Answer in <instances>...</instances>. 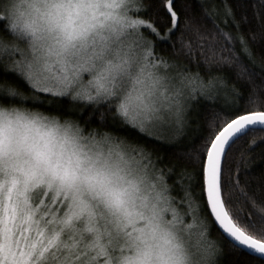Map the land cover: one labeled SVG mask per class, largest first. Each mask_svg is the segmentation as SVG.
<instances>
[{"label": "snow or ice", "instance_id": "6c2138e0", "mask_svg": "<svg viewBox=\"0 0 264 264\" xmlns=\"http://www.w3.org/2000/svg\"><path fill=\"white\" fill-rule=\"evenodd\" d=\"M256 160L264 0H0V264H264Z\"/></svg>", "mask_w": 264, "mask_h": 264}, {"label": "trees", "instance_id": "16d2710c", "mask_svg": "<svg viewBox=\"0 0 264 264\" xmlns=\"http://www.w3.org/2000/svg\"><path fill=\"white\" fill-rule=\"evenodd\" d=\"M256 3L258 4L259 3V0H256ZM195 11L196 12H199V8H195ZM252 12V9H249V14H251ZM161 48H166L167 47V44L166 43H161L160 45ZM186 62V61H185ZM65 105H67V100L64 101ZM203 118L202 114H201V119ZM194 135H193V139H194ZM251 137H248V138H245V141L243 142L244 144L247 143V140L250 139ZM170 151V149H169ZM255 151H259V149H256ZM253 155H255V152L253 153ZM262 168H264V162L260 161V160H256L253 165H252V171L254 173H257L259 172ZM214 236H216V233L214 232L213 233ZM219 238V237H217Z\"/></svg>", "mask_w": 264, "mask_h": 264}]
</instances>
